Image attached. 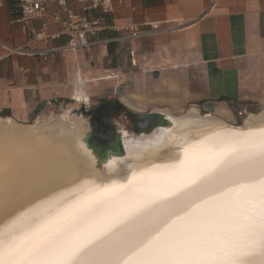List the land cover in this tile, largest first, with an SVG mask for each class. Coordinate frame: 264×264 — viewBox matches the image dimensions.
Listing matches in <instances>:
<instances>
[{
  "label": "crops",
  "instance_id": "obj_1",
  "mask_svg": "<svg viewBox=\"0 0 264 264\" xmlns=\"http://www.w3.org/2000/svg\"><path fill=\"white\" fill-rule=\"evenodd\" d=\"M13 6L16 0H0V118L26 124L75 104L77 94L135 115L264 109V0H113L112 13L98 14L104 28L89 50L46 61L17 52L45 46H25ZM54 10L49 4L29 25L45 24L56 36L49 48L66 42ZM149 24L165 31L149 34ZM133 31L148 34L131 39Z\"/></svg>",
  "mask_w": 264,
  "mask_h": 264
},
{
  "label": "bare ground",
  "instance_id": "obj_2",
  "mask_svg": "<svg viewBox=\"0 0 264 264\" xmlns=\"http://www.w3.org/2000/svg\"><path fill=\"white\" fill-rule=\"evenodd\" d=\"M74 100L88 103L83 94ZM159 112L172 121L170 125L139 136L121 131L120 145L127 155L114 156L108 149L110 161L93 152L92 133L89 137L83 117L31 125L0 119V240L39 228L53 233L76 228L82 239L107 244L152 222L151 216L133 215V206L166 203L173 199L170 192H186L189 187L199 192L201 181L212 184L214 199L199 192L202 199L156 225L163 238L204 209L231 199L233 194L215 184L214 176L229 171L221 167L225 162L238 167L250 151L247 142L264 135V111L248 114L240 127L192 107L178 116ZM67 116L63 114L64 119ZM105 188L115 191L105 193ZM155 236L153 232L145 244ZM136 258L129 252L120 259L135 264Z\"/></svg>",
  "mask_w": 264,
  "mask_h": 264
},
{
  "label": "snow or ice",
  "instance_id": "obj_3",
  "mask_svg": "<svg viewBox=\"0 0 264 264\" xmlns=\"http://www.w3.org/2000/svg\"><path fill=\"white\" fill-rule=\"evenodd\" d=\"M247 147L250 151L238 167L233 169L225 162L221 167L229 171L214 176V183L233 197L219 207L204 209L188 225L163 238L156 225L202 199L199 192L214 199L212 184L201 181L199 192L191 187L186 192H170L173 199L166 203L148 201L144 207L133 206V215L151 216L152 222L107 244L82 239L76 228L56 233L39 228L9 236L0 240V264H124L120 258L129 252L136 255L135 264H257V258L264 264V135L248 141ZM233 175L241 179H231ZM153 232L156 236L145 244Z\"/></svg>",
  "mask_w": 264,
  "mask_h": 264
},
{
  "label": "built area",
  "instance_id": "obj_4",
  "mask_svg": "<svg viewBox=\"0 0 264 264\" xmlns=\"http://www.w3.org/2000/svg\"><path fill=\"white\" fill-rule=\"evenodd\" d=\"M55 5L51 18L55 23H62L66 42L60 47H46L49 40L56 36L46 34L45 24L38 28L29 25L42 20L47 13V6ZM17 16L12 23L18 24L20 31L25 34V46L44 45L43 49L17 50L18 53L46 61L48 57L59 53L64 57L66 52H76L79 49L89 50L93 45L92 39L103 30V23L98 14L113 12V0H16ZM151 33L164 32L157 24H149ZM144 32L133 31L131 39L139 38Z\"/></svg>",
  "mask_w": 264,
  "mask_h": 264
},
{
  "label": "rangeland",
  "instance_id": "obj_5",
  "mask_svg": "<svg viewBox=\"0 0 264 264\" xmlns=\"http://www.w3.org/2000/svg\"><path fill=\"white\" fill-rule=\"evenodd\" d=\"M104 104H107V102L103 101V102L96 103V104L88 102L86 105H81V104H77V103H75V104L74 103H72V104L67 103L65 106L58 108V109H55L53 111H50L46 114H42L39 117L34 118L33 120H30L26 124L31 125L35 121H38L41 123L50 121L49 123L53 124V123H55L56 120L67 122V121L71 120L72 117H76V118L83 117L86 121V126H88L90 128L89 129V137H90V134L93 132V126L91 123V117L89 116V113L92 111L98 110V108L100 106H103ZM224 106H218L215 110L214 109L204 110L201 107L197 108L195 106H188V107L180 110L179 112L174 113V115L178 116V115L182 114L183 112H185L189 107H195L200 113H202L201 115L215 114L219 117H222V119L225 122H227L228 124L230 123L229 125H232L234 127L236 125V127H240L243 123L244 118L248 114H250V113L256 114L260 111H264V109L263 110H256V109H246L245 110L244 108H242V110H241V108H238V107L235 108V107H228V106L224 107ZM67 110H71L73 112H67ZM223 111H224V113H222ZM63 114L68 115L66 117V119L63 118ZM145 115H147V114L145 113V114H142L139 116L143 117ZM0 119H5V118H0ZM136 124H137V121L134 122L133 120H130V118L127 117L126 113H124L122 111H115L114 109L110 110V112L107 114L102 113L101 123H100L101 126H106L108 129L110 128L109 129L110 132H113V133L115 132L116 136L118 134H120L121 131H125L127 133L130 132V134H132L133 130L135 129ZM142 134H146V133H142ZM132 135H134V134H132Z\"/></svg>",
  "mask_w": 264,
  "mask_h": 264
},
{
  "label": "water",
  "instance_id": "obj_6",
  "mask_svg": "<svg viewBox=\"0 0 264 264\" xmlns=\"http://www.w3.org/2000/svg\"><path fill=\"white\" fill-rule=\"evenodd\" d=\"M145 118V122L139 127V128H135V130H133L132 134H136V135H141L143 132H153L155 128H160V127H164L167 125H170V123L172 122L171 120H169L168 118H166L164 116V114L160 113V112H151L145 116H143ZM130 133V132H128ZM104 138H106L105 140H109L112 142V146H107L104 145L98 141H96L95 138H93V142H94V146H91L93 149V152H96V154L102 158H104V160L106 161H110V157L112 156H108L105 151H107L108 149H111V151L113 152L114 156H126V152L124 150V148L120 145L121 142V134H118L115 138L112 137H107L105 134ZM89 139V138H88ZM103 139V138H102ZM101 138H99V141H102ZM103 142V141H102ZM119 144V145H118ZM128 151V150H126ZM101 154V155H100Z\"/></svg>",
  "mask_w": 264,
  "mask_h": 264
},
{
  "label": "flooded vegetation",
  "instance_id": "obj_7",
  "mask_svg": "<svg viewBox=\"0 0 264 264\" xmlns=\"http://www.w3.org/2000/svg\"><path fill=\"white\" fill-rule=\"evenodd\" d=\"M89 116L91 117V123H92V126H93V132H92V139L95 138L96 141H99L98 139L99 138H103L102 141H99L100 143H104V145H107V146H112L111 145V141L109 140H105L106 138H104V135L105 134L107 137H114L116 136L115 133L113 132H110V130L106 127V126H101L100 123H101V116H102V111L100 110H95V111H92L89 113ZM145 122V118L144 117H141V119L137 122L135 128H139L143 123ZM135 130V129H134ZM115 134V135H114Z\"/></svg>",
  "mask_w": 264,
  "mask_h": 264
},
{
  "label": "trees",
  "instance_id": "obj_8",
  "mask_svg": "<svg viewBox=\"0 0 264 264\" xmlns=\"http://www.w3.org/2000/svg\"><path fill=\"white\" fill-rule=\"evenodd\" d=\"M15 10H17V7L13 6L14 14H15V16H17L16 15L17 13L15 12ZM112 109H114L115 111H124L119 104L110 105L109 103H107V104H104L103 106H100L98 108V110L102 111V113H105V114L109 113L110 110H112ZM124 113H126L127 117H129L130 120H133L134 122L135 121L138 122L141 119V116H139V115H134V114H131V113L126 112V111H124ZM143 133H147V132H143ZM134 136H139V135L134 134Z\"/></svg>",
  "mask_w": 264,
  "mask_h": 264
}]
</instances>
